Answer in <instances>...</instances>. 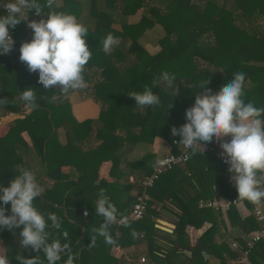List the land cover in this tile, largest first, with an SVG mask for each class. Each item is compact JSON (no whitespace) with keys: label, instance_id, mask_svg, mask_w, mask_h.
Instances as JSON below:
<instances>
[{"label":"trees","instance_id":"trees-1","mask_svg":"<svg viewBox=\"0 0 264 264\" xmlns=\"http://www.w3.org/2000/svg\"><path fill=\"white\" fill-rule=\"evenodd\" d=\"M40 2L44 6L41 15L30 12L26 20L10 29L15 46L10 53L0 55V100L4 101L0 108L20 113L27 105L19 98L21 91L31 87L37 92L38 106L27 105L31 111L14 121L5 139L25 130L30 135L40 156L43 177L53 181L52 187L44 190L34 205L42 212H54L62 218L63 229L69 232L71 250L76 255L75 264H125L110 254L111 247H127L143 241L150 261L155 264H208L206 255L217 256L225 264L235 258L237 252L227 241L215 242L221 212L198 205L200 200L211 199L215 193L238 198L228 169L213 154L189 152L184 169L175 166L162 174L148 189L150 200L145 216L138 221L128 220V227L119 223L111 226L109 231L115 240L112 245L106 244L103 237H95V244L91 243L95 236L93 229L103 223L94 206L99 189L103 188L122 217L129 213L139 184L130 183L128 176L150 174L155 159L151 151L132 159L125 156L133 147L150 146L155 137L167 139L174 153H178L173 140L180 141L181 137L173 136L171 129L186 122L185 109L205 89L215 93L235 72H244L245 102L264 107V0H63L60 5L53 0L51 8L47 7V0ZM141 9L140 18L129 22L128 17ZM48 11L73 14L88 29L86 44L93 56L84 66V77L89 84L88 95L101 106L95 120H75L61 87L44 89L38 82V74L30 73L19 60L21 44L30 42L33 36L28 21L46 19ZM0 14L6 13L0 11ZM155 25L162 31L158 39L160 50L151 54L145 49L143 38ZM108 33L118 37L120 43L105 55L100 42ZM164 71L174 76L171 87L159 79ZM203 84L206 85L200 88ZM145 87H151L160 96L159 106L136 107L129 93L143 92ZM174 88L179 89V95H173ZM60 127L65 130V144L59 141ZM90 139L96 145L87 147L85 144ZM208 145L217 148L218 142ZM104 161L112 162V182L99 179L98 169ZM63 166H73L76 178L63 172ZM164 177V184L154 190ZM166 200L176 209L173 214L177 221L172 233L154 226L153 218L159 212L151 206ZM84 210L88 212L86 217ZM227 214L231 223L234 219L241 221L234 206ZM205 221H210L212 226L191 245L187 227H201ZM244 225L247 229L256 228L254 216L246 219ZM19 231L0 233L9 264H19L17 256L38 258L47 264L42 251L20 245ZM55 235L53 230L50 239ZM239 242L244 247L245 241L239 238ZM263 250L264 239L250 249V263L260 264ZM68 255L62 253L57 264H65Z\"/></svg>","mask_w":264,"mask_h":264},{"label":"clouds","instance_id":"clouds-1","mask_svg":"<svg viewBox=\"0 0 264 264\" xmlns=\"http://www.w3.org/2000/svg\"><path fill=\"white\" fill-rule=\"evenodd\" d=\"M52 3L53 0H47V7L51 8ZM43 7L40 0H0V11L6 13L0 14V55L10 53L15 46L10 29L26 20L30 12L41 15ZM28 27L33 36L30 42L21 44L19 60L30 73L38 74V82L43 88L60 85L63 93L86 88L84 66L92 59L93 53L86 44L88 29L78 22L77 17L66 12L48 11L46 19L32 20ZM100 43L103 53L108 55L119 45L120 39L108 33ZM159 79L171 87L174 76L164 71ZM245 83L246 74L238 71L228 83H223L219 91L213 93L207 88L203 94H197L194 104L185 109L186 122L179 128L173 127L171 132L173 136L181 137L179 144L193 155L203 151L204 144L230 137L220 147L229 158L228 171L235 180L237 200L258 205L264 200V107L245 102ZM179 92V89H173L174 96ZM129 95L138 108H154L161 104L160 96L151 87ZM19 98L32 108L38 106L34 88L21 91ZM3 103L0 100V104ZM96 184L99 185V181ZM44 190L30 168H23L9 186L0 184V233L5 230L15 233L20 229V245L42 251L47 264H57L65 252L69 253L65 264H75L76 255L71 250L69 232L63 229L62 218L54 212H42L34 205ZM105 191L99 189L94 206L103 223L93 229L92 244H95V237H103L108 245L115 243L109 229L117 223L118 216L121 217L120 224L129 226ZM53 230L56 235L50 239ZM16 259L19 264H43L38 258L17 256ZM0 264H9L6 255H0Z\"/></svg>","mask_w":264,"mask_h":264},{"label":"crops","instance_id":"crops-1","mask_svg":"<svg viewBox=\"0 0 264 264\" xmlns=\"http://www.w3.org/2000/svg\"><path fill=\"white\" fill-rule=\"evenodd\" d=\"M57 5H60L63 0H54ZM142 9L137 13L128 17L129 22L137 21L141 14ZM30 21H28L29 23ZM28 27V24H27ZM29 31L32 30L28 27ZM161 28L158 25H155L153 28L147 31V34L143 38V45L145 49L151 53H157L160 50V45L158 39L161 35ZM65 97L68 99L70 103L71 112L73 117L78 122H82L86 119H97L101 110V106L98 102H96L91 96H81L73 92L65 93ZM31 111L29 106L24 105L22 107V111L20 113L6 112L2 108H0V184L4 186H9L10 182L15 179L16 175L21 173L23 168H30L35 174L38 181L44 187V189H50L53 185V181L48 178L43 177V170L39 166V154L32 144V140L28 132L22 131L19 135H15L12 139L6 140L5 135L8 132L11 125L14 124V121L18 118L24 117V115L28 114ZM59 141L61 144H65L67 141L65 130L63 127L58 129ZM230 137H225L218 142L217 148H221L220 144L227 142ZM24 143V144H22ZM87 147L96 145V142L93 139H90L88 143L85 144ZM222 149V148H221ZM146 151H151L154 154L155 162L164 157L169 153H174L173 145L165 138L155 137L153 143L150 146L142 145L139 147H133L130 152L125 156L127 159H132L142 155ZM6 159L8 162H6ZM24 164L26 166H24ZM112 166L111 161H104L101 163L98 169L99 179H104L108 182L114 181V178L110 175V169ZM181 169H184V165H182ZM63 172L69 174L70 178H76V170L73 166H63ZM123 171H127V169H123ZM144 176L130 175L128 176V181L130 183L139 184L140 179ZM165 177L163 181H159L156 183L154 190H157L161 187V185L165 182ZM190 180V179H189ZM229 180L235 183L233 176L230 174ZM195 184H197L195 182ZM197 188V187H196ZM164 188L161 189V191ZM215 196H219L215 193ZM212 199V198H211ZM207 200V199H206ZM173 204L170 201L166 200L164 202H154L152 204V208L156 209L159 212V215L154 217V226L160 230L166 231L168 233H172L175 229V223L177 221L176 216L173 214L176 209L172 206ZM10 208V205L8 206ZM240 218V222L237 219H234V222L231 223V220L228 217L227 211L225 213L221 212L220 222L218 221L217 230L215 234V242L220 244L222 241H227L229 246L232 241L239 242V238L245 241L248 234L256 230L259 226L257 222V227L253 229H247V226L244 225L246 219L252 217L250 211V202L242 201L241 204L234 206ZM173 208V211H172ZM264 210V205H263ZM10 214V212H9ZM160 223L164 227H168L169 230L157 227L156 224ZM172 232L170 231L172 228ZM212 226L210 221H205L201 227L188 226L192 229V233L195 236L196 240L209 228ZM190 239V238H189ZM191 245H194L192 240L190 239ZM117 245H113L110 249V254L116 258H119L125 262V264H155L151 262L147 255V244L146 242H140L131 244L127 247H121L120 251L116 250ZM242 246V245H240ZM231 248V246H230ZM232 249V248H231ZM6 250L4 243L1 239L0 235V255H5ZM189 255V252H187ZM238 256V253L236 257ZM145 257L146 262L140 263V258ZM264 250L260 252L259 261L260 264H264ZM233 259V258H232ZM229 259L225 264H246L243 261H232ZM263 259V260H262ZM262 260V262H261ZM208 264H221L220 259L217 256L208 255ZM249 261V259H248ZM250 262V261H249ZM252 264V263H251Z\"/></svg>","mask_w":264,"mask_h":264},{"label":"built area","instance_id":"built-area-1","mask_svg":"<svg viewBox=\"0 0 264 264\" xmlns=\"http://www.w3.org/2000/svg\"><path fill=\"white\" fill-rule=\"evenodd\" d=\"M173 144L177 146L178 153H169L165 155L164 157L158 159L153 167L152 171L148 175H144L139 182V191L136 195V200L134 204L132 205L129 213L125 216L127 220L131 221H138L141 220L146 213L147 209V203L150 200V196L148 194V189L153 187L156 180L159 179V177L164 174L165 172L173 169L175 166H182L184 165L188 159H189V152L190 150L185 149L183 145L179 144L178 140H173ZM203 151H200L201 153H210L213 154L227 169L229 168V164L227 163L228 157L223 152V149L221 148H215L214 146L204 144L202 145ZM242 201L237 200V198H226L222 196H215L212 199L207 200H200L198 205L200 208H211L216 211H221L225 213L230 209L232 206H237L241 204ZM250 211L252 216H254L255 220L258 222L259 226L256 230L251 231L248 236L245 239V245L240 246V244L237 241H232L230 246L233 250H235L238 253V256L233 258L232 261H243L246 264H251L248 261V253L250 249L255 245V243L259 242L260 240L264 239V200L261 201L260 204H252L250 203ZM88 212L86 210L83 211V216L86 217ZM120 218L117 219V223L120 224ZM157 227L169 230L168 227L162 226L160 223L157 222ZM172 228H170L171 232ZM187 232L189 235V238L192 240V242H195V236L192 233V229L187 227ZM116 250L120 251L121 247L119 245L116 246ZM206 259H208V255L205 256ZM146 258L141 257L140 263H145Z\"/></svg>","mask_w":264,"mask_h":264},{"label":"rangeland","instance_id":"rangeland-1","mask_svg":"<svg viewBox=\"0 0 264 264\" xmlns=\"http://www.w3.org/2000/svg\"><path fill=\"white\" fill-rule=\"evenodd\" d=\"M88 84V83H87ZM89 85V84H88ZM57 87H59L60 85H55ZM61 87V86H60ZM75 92L76 94L78 95H81V96H87L89 94V89H88V86L84 89H77V90H70L69 92Z\"/></svg>","mask_w":264,"mask_h":264}]
</instances>
